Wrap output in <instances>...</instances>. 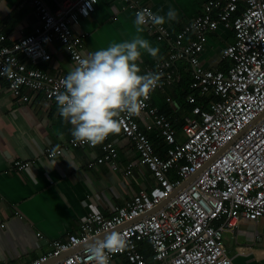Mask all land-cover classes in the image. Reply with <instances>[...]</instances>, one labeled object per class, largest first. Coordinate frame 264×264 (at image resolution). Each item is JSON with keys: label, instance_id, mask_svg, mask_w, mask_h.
<instances>
[{"label": "built area", "instance_id": "built-area-1", "mask_svg": "<svg viewBox=\"0 0 264 264\" xmlns=\"http://www.w3.org/2000/svg\"><path fill=\"white\" fill-rule=\"evenodd\" d=\"M29 1L40 23L34 32L11 42L0 33V77L18 100L31 101L30 89L57 104L55 97L64 92L66 75L36 64L52 57L50 44L55 40L77 66L79 59L86 58L85 34L74 27L94 11L99 0H60L55 9L44 0ZM125 1L134 14L143 9L156 14L139 0ZM221 24L232 28L236 38L221 51V58L229 62L226 71L205 68L199 57L209 31ZM146 26L158 39L174 41L168 54L147 65L143 74L161 75L155 91L179 82L181 63L188 62L193 68L192 91L187 94L192 110L183 113L180 130L152 103V91L140 116L122 114L120 132L97 145L103 152L95 158L114 162L118 140L127 139L139 161L150 169L153 182L111 215L88 212L77 233L53 240L49 251L23 264H95L88 245L110 232L126 236L129 246L110 255L109 264L117 255H124L130 264H236L227 252L226 232H234L242 219L264 218V0H206L201 12L175 33L165 25ZM204 95L218 97L198 102V96ZM146 129L162 137L164 155ZM70 147L93 148L71 134L66 145L47 146L44 153L52 158ZM32 162L14 160L19 170ZM131 172L130 163L124 174ZM144 241L150 243V258L141 248Z\"/></svg>", "mask_w": 264, "mask_h": 264}, {"label": "crops", "instance_id": "crops-1", "mask_svg": "<svg viewBox=\"0 0 264 264\" xmlns=\"http://www.w3.org/2000/svg\"><path fill=\"white\" fill-rule=\"evenodd\" d=\"M44 1L55 9L60 0ZM139 1L150 6L156 14L165 16L164 25L175 33L201 12L206 0ZM170 8L176 10L177 20H167ZM134 20L135 14L125 0H99L94 11L74 27L76 32L85 34L86 58L92 52L130 41L137 35L160 49L157 59L142 53L138 62L141 74L147 65L167 55L174 40L158 39L155 31L146 25L143 33H136ZM39 23V13L31 1L0 0V33L7 35L8 42L34 32ZM189 38L190 35L185 37ZM235 39L233 29L222 24L209 31L199 56L200 63L207 69L226 71L229 62L221 58V51ZM50 50L52 57L39 61L36 64L39 68L67 76L77 67L60 41H53ZM25 60L31 64L27 58ZM188 72L192 79L193 68L183 61L179 81L188 76ZM174 85L178 87V82L168 87L173 94L167 93L165 88L153 91L152 103L161 109L155 100L165 98L176 110L174 91L177 88ZM27 92L32 96L31 101L18 100L6 79L0 77V264H23L37 259L50 250L53 240L77 233L88 212L111 215L117 206L124 205L136 192L153 182L150 169L139 161L133 143L123 138L117 142L119 154L114 162L97 161L95 156L103 152L100 146L70 147L65 153L47 157L44 148L66 145L73 126L60 116L58 104L48 101L41 92L30 89ZM146 131L150 137L153 135L150 132L154 130ZM154 132L157 137L152 140L160 142L162 137ZM15 159L33 162L28 168L19 170ZM90 159L92 164H89ZM130 163L132 172L125 175ZM247 244L251 245L250 249ZM141 245L143 249L148 247L146 252L150 258V243L144 241ZM225 245L236 264H264V218L242 219L234 232H226ZM112 264L130 263L124 255H117Z\"/></svg>", "mask_w": 264, "mask_h": 264}, {"label": "clouds", "instance_id": "clouds-1", "mask_svg": "<svg viewBox=\"0 0 264 264\" xmlns=\"http://www.w3.org/2000/svg\"><path fill=\"white\" fill-rule=\"evenodd\" d=\"M175 9H169L167 20H177ZM149 23L164 25L166 18L148 9L135 14V31L143 33ZM160 49L141 35L130 41L117 42L78 60L62 80L64 92L56 95L58 112L72 128V136L93 147L121 130L122 114L140 116L142 106L158 86L161 75L141 74L138 62L142 53L158 58ZM129 246L126 236L110 232L103 239L89 243L88 253L95 264H109L110 255L122 253Z\"/></svg>", "mask_w": 264, "mask_h": 264}, {"label": "trees", "instance_id": "trees-1", "mask_svg": "<svg viewBox=\"0 0 264 264\" xmlns=\"http://www.w3.org/2000/svg\"><path fill=\"white\" fill-rule=\"evenodd\" d=\"M188 76H185V78L183 77V80L179 81L178 82V87H175L177 88L176 91H174V99L176 100V104H177V107L175 108L176 110H174V107L171 106L169 104V102L167 100H162L161 97L157 98V100H155L156 103H158L160 106H161V110L164 111L168 116L169 118L173 121V124L181 129L182 128V125H183V122H184V119H183V113L185 112H188V111H191L192 108H193V103L189 102L188 101V98H187V94L192 91V88L189 86L190 84V76H189V72L187 73ZM169 86L165 87V91L168 93L170 92ZM164 91V92H165ZM196 92H198L196 90ZM173 94V91L170 92V94ZM218 96H215V95H204V96H198V102H201V103H207V101L211 100L212 98H217ZM206 106V105H204ZM150 133H153V135L151 136L152 139H156L157 136H155V132L152 131ZM160 139V138H159ZM153 140V141H154ZM155 142V141H154ZM156 143V142H155ZM156 149L157 151L161 152L162 155H164V150H165V147H166V144L164 142V140L161 138L160 142L157 141L156 143ZM143 249V247H141ZM148 247H144V252L146 253L147 256H150L147 252H146V249ZM151 248V246H150ZM152 250V249H151Z\"/></svg>", "mask_w": 264, "mask_h": 264}]
</instances>
